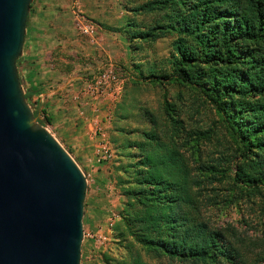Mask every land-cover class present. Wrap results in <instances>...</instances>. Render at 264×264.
I'll return each instance as SVG.
<instances>
[{
	"label": "trees",
	"instance_id": "16d2710c",
	"mask_svg": "<svg viewBox=\"0 0 264 264\" xmlns=\"http://www.w3.org/2000/svg\"><path fill=\"white\" fill-rule=\"evenodd\" d=\"M132 10L156 17L144 26L129 18L124 30L129 44L173 36L169 68L134 61L133 82L193 87L221 115L237 152L235 160H202L200 144L210 135L187 130L178 103L165 99L164 117L132 103L150 126L119 127L112 135L114 143L120 136L114 176L124 200L111 225V242L124 254L116 260L102 252L89 264H163L158 261L163 259L246 264L224 231L205 219L203 209L219 202L220 185L228 192L223 200L264 199V0H147ZM129 46L138 49V44ZM39 93L32 86L24 96ZM40 112L50 122L43 109L33 115ZM127 114L123 108L118 118Z\"/></svg>",
	"mask_w": 264,
	"mask_h": 264
},
{
	"label": "rangeland",
	"instance_id": "374dc122",
	"mask_svg": "<svg viewBox=\"0 0 264 264\" xmlns=\"http://www.w3.org/2000/svg\"><path fill=\"white\" fill-rule=\"evenodd\" d=\"M146 1L82 0L84 4L78 8L80 0H45L41 9L65 13L61 20L72 29L76 28L63 35L64 42L54 48L48 45L47 36L51 33L46 25L41 29L37 27L43 26L48 17L54 24L53 14H43L44 19L39 23L38 19H32L37 17L40 0H32L29 8L20 54L22 60L17 71L24 92L32 86L40 89L39 94L26 100L32 112L43 109L50 122L41 112L36 120L69 153L86 177L80 264L91 263L102 252L116 260L124 254L111 242V225L124 200L114 176L120 136L114 143L112 135L118 133L119 127L134 130L150 126L137 108H132V103L148 106L160 117H164L165 99L178 103L185 128L205 130L210 135L209 139L201 141V159L226 156L235 160L236 139L214 106L193 87L133 82L137 74L134 61L154 62L157 68L167 69L172 51L171 34L151 42H130L138 44V49L130 48L124 32L128 19L144 26L156 17L154 13L135 15L130 12ZM73 11H88L91 21H84L88 24L87 31L73 22L69 14ZM112 27L119 31H111ZM123 108L128 113L125 119L118 118ZM216 192L220 193L219 202L204 207L203 216L211 226L224 231L239 248L246 264H264V199L256 196L223 200L222 195L228 192L221 185ZM158 261L175 264L166 259Z\"/></svg>",
	"mask_w": 264,
	"mask_h": 264
},
{
	"label": "water",
	"instance_id": "95a60500",
	"mask_svg": "<svg viewBox=\"0 0 264 264\" xmlns=\"http://www.w3.org/2000/svg\"><path fill=\"white\" fill-rule=\"evenodd\" d=\"M32 0H0V264H80L85 174L36 120L20 57Z\"/></svg>",
	"mask_w": 264,
	"mask_h": 264
},
{
	"label": "crops",
	"instance_id": "0c3cea01",
	"mask_svg": "<svg viewBox=\"0 0 264 264\" xmlns=\"http://www.w3.org/2000/svg\"><path fill=\"white\" fill-rule=\"evenodd\" d=\"M81 1L82 0H80V2H79L80 7H78V8H81L84 4V2L82 3ZM43 4H45V0H40V2L37 5V9H36L37 17L34 16L32 20L38 19L39 23H40L41 20L44 19L43 14H45L47 12H48V14H53V18L56 20V22H54V24H52L53 23L52 19H49V17H48V19H46V22L44 21L43 26L38 25L37 27L39 29H41L43 27L45 28V25H46L47 31L49 33H51V35L49 34L47 36L49 38L47 41L49 43L48 45L54 48L57 45L61 44V42H64V40H62V38L64 37L63 35H65L68 32L70 33L73 30L75 31L76 28L74 27V29H72L70 26H68V24H65L63 22V20H61V18H64L63 16L65 15V13L57 14L53 11H48V9H46V8L41 9L42 6H40V5H43ZM79 10H81V9H79ZM69 14H70V17L73 20V22L74 23L77 22V25L79 26L78 28L82 29L85 32L84 29L87 28L88 24L87 23L85 24L84 21H86V20L91 21V20H89L90 15L88 14V11H73L72 13L69 12ZM49 16H51V15H49ZM70 17H69V19H70ZM91 19H93V18H91ZM72 20H71V23H73ZM33 26H36V25L33 24ZM76 40H77V37L75 39H73L72 42H75Z\"/></svg>",
	"mask_w": 264,
	"mask_h": 264
},
{
	"label": "built area",
	"instance_id": "2783aa9c",
	"mask_svg": "<svg viewBox=\"0 0 264 264\" xmlns=\"http://www.w3.org/2000/svg\"><path fill=\"white\" fill-rule=\"evenodd\" d=\"M85 31H87V28L86 29H84ZM113 78H114V76H113Z\"/></svg>",
	"mask_w": 264,
	"mask_h": 264
}]
</instances>
